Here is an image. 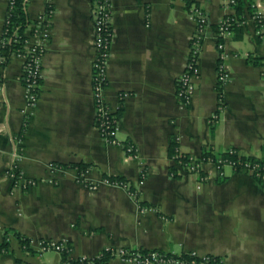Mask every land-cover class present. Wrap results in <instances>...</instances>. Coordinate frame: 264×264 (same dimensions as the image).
Masks as SVG:
<instances>
[{"label":"crops","instance_id":"1","mask_svg":"<svg viewBox=\"0 0 264 264\" xmlns=\"http://www.w3.org/2000/svg\"><path fill=\"white\" fill-rule=\"evenodd\" d=\"M193 1L210 24L235 12L226 0ZM242 1L243 23L226 38L210 28L196 88L184 104L176 82L196 28L186 0H111L114 39L102 93L112 110L123 106L117 138L135 146L133 156L96 125L94 0H53L38 101L28 120L23 60L12 56L0 69L7 99L0 110V241L5 231L13 234L0 264H73L40 246L64 238L75 259L125 247L264 264V184L230 167L221 175L212 163L203 164L202 180L169 156L172 143L197 157L229 148L264 155V66L248 61L264 58V24L254 18L257 10L264 17V0ZM47 6V0L27 1L32 20ZM8 9L9 0H0V38ZM221 40L228 75L223 84L217 71ZM16 151L24 177L39 180L27 189L9 176ZM50 162L62 167L51 171ZM77 163L89 166L81 177L72 165ZM107 176L125 177L137 196L125 184L105 182ZM15 233L28 238V246ZM109 263L132 264L118 258Z\"/></svg>","mask_w":264,"mask_h":264},{"label":"built area","instance_id":"2","mask_svg":"<svg viewBox=\"0 0 264 264\" xmlns=\"http://www.w3.org/2000/svg\"><path fill=\"white\" fill-rule=\"evenodd\" d=\"M13 0H9V6ZM28 1V0H27ZM237 0H226V5L228 7L235 9V4ZM48 6L46 12L39 16L37 19L32 20L27 28L26 39L24 41L23 47L13 51L9 57H7V49L5 45L7 40L4 36L0 38V69L4 67V60H9L12 56H18L23 60V78L24 86L26 93V106L24 108L26 120L33 114L34 108L38 101L39 87L42 79V57L45 51V42L48 41L50 37V18L54 12L53 9V0H47ZM257 7H262L261 3L257 4ZM190 14L192 15L196 28L194 33L190 38V45L187 55L186 66L183 73L178 77L176 82V94L178 99L184 103L188 104L190 98L196 88V83L200 75V70L198 66V57L202 51L204 39L207 37L208 32L210 31V21L207 13L203 8L192 2L188 5ZM93 14H94V49L95 54L92 63V83L94 87L95 95V120L96 125L100 129L101 133L108 140L109 135L112 136V142L122 143L127 153L130 155L136 156V148L132 143H126L120 141L117 138L118 132V121L115 120L112 124V119L110 114L117 111L112 110L107 102L104 99L102 90L107 85V65L108 60L111 54V45L114 39V30L112 27V2L111 0H94L93 4ZM233 14H229L223 18L219 23V30L215 32V35L218 38H226L232 32L231 26L234 22L243 23V20H239ZM254 18L259 24L263 26L264 17L263 13L257 10L254 13ZM261 29V28H260ZM31 31V35L28 33ZM261 33V30H259ZM34 36L37 38V41L30 43V37ZM218 48L220 50L219 62L217 66L218 71V81L219 84H223L227 80V73L225 66L223 64V59L226 57V52L224 51V43L221 41L218 42ZM6 95H5V80L0 74V110L6 104ZM218 119V114H214L212 121ZM5 131V127L0 122V133ZM19 156L18 151L13 154V161L10 165L9 176L12 178L13 182L22 187L29 188L32 185L36 184L39 180L25 178L23 173L17 168L15 163L16 158ZM184 157H187L185 160ZM172 160L175 162L176 166L181 168L185 172L191 174H198L201 176L203 173V164L212 163L215 165L217 170H219L221 175L225 174V168L230 167L236 171H243L252 175L260 183L264 184V155L255 156V155H245L241 154L235 148H229L221 154H215L213 152H204L201 156L197 157L191 154H186L182 152L178 146L175 148L174 154L171 156ZM62 165L50 162L49 169L51 171L58 170ZM85 172L80 171V177ZM207 177L205 175L201 176L202 180H205ZM105 182L118 183L110 180L109 178L104 179ZM144 176L142 175L141 182L143 183ZM125 184L129 189L130 186L127 183ZM92 187H95L93 184ZM131 191V189H130ZM132 194L137 196V191L132 190ZM13 234L9 232H4L3 238L8 241L11 239ZM68 239L64 238L61 240H44L40 243V246L43 250H55L60 253H67L71 255L72 248L68 244ZM26 247V246H25ZM111 251L112 259L118 258L124 262L132 264H186L180 262L177 259L168 258L164 254H161L157 251H151L148 253H142L139 249H131L125 247L119 248H108ZM195 254V253H193ZM102 252L98 256H102ZM197 255V254H195ZM200 256V255H198ZM203 263L209 261V255H201ZM83 264H94L88 258H78ZM111 259V260H112ZM110 264V263H108Z\"/></svg>","mask_w":264,"mask_h":264},{"label":"trees","instance_id":"3","mask_svg":"<svg viewBox=\"0 0 264 264\" xmlns=\"http://www.w3.org/2000/svg\"><path fill=\"white\" fill-rule=\"evenodd\" d=\"M192 2L193 0H186L187 5H190ZM233 16L238 18L240 21L244 19L245 11H244V4L242 0H237L235 4V14ZM31 21L32 19L27 11V0H13L11 5L9 6L8 13H7L6 20H5V25H4V30H5L4 36L7 40V44L5 45V48L7 49V57H9V55L13 51L23 47L24 41L27 37L26 36L27 28ZM239 26H240L239 23L234 22L231 28L235 29ZM210 27L214 31L219 30V24H210ZM248 61L249 63L254 64V65L261 64L264 66V58L260 56L249 57ZM7 62L8 60H4L3 62L4 65ZM122 112H123V106H120L117 111L110 114V118L112 119V124L113 122H115V120L119 121L121 119ZM219 112H220V109L218 108L216 110V113H219ZM108 137L110 140L113 139L111 135H109ZM176 146H177L176 143H172L170 145L169 156H172L174 154ZM184 159L186 160L187 157H184ZM72 165H78L80 167L81 172L83 171L85 172L89 167L87 164H84V163H77V164H72ZM107 178H109L110 180L114 182H118V183H128L127 179L123 176H107ZM130 189L131 191L135 190L134 187L131 185H130ZM140 204L142 206H149V204L146 201H140ZM15 234L21 240L22 244H24L25 246H28L29 244L28 238H24L22 235L18 233H15ZM5 240L6 239L3 238L2 241H0V252L4 251L8 247V242ZM68 244L72 248L70 242H68ZM139 250L142 253L157 251L161 254H164L168 258L177 259L180 262H183L186 264H224L220 256H215L212 254H208L210 257L209 261L207 263H203V260L200 256L195 255L191 252H182L180 254H175L171 252H165L160 249L139 248ZM102 254L103 255L101 257L97 256V257L91 258L90 260L94 264H108L110 260L112 259L111 251L108 249H104L102 251ZM63 256H64V260L70 261L73 264H83L80 261V259L72 258L67 253H63Z\"/></svg>","mask_w":264,"mask_h":264}]
</instances>
